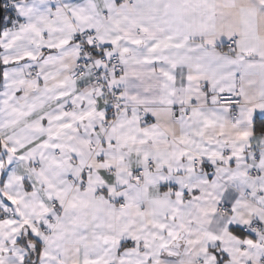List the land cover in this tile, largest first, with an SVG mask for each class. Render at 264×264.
<instances>
[{
	"label": "snow or ice",
	"instance_id": "6c2138e0",
	"mask_svg": "<svg viewBox=\"0 0 264 264\" xmlns=\"http://www.w3.org/2000/svg\"><path fill=\"white\" fill-rule=\"evenodd\" d=\"M0 264H264V0H0Z\"/></svg>",
	"mask_w": 264,
	"mask_h": 264
}]
</instances>
